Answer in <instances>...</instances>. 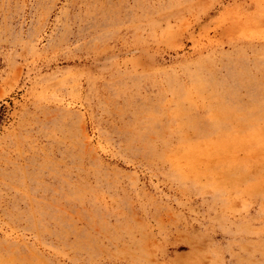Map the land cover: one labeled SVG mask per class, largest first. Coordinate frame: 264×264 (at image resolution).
Listing matches in <instances>:
<instances>
[{"label": "rangeland", "instance_id": "obj_1", "mask_svg": "<svg viewBox=\"0 0 264 264\" xmlns=\"http://www.w3.org/2000/svg\"><path fill=\"white\" fill-rule=\"evenodd\" d=\"M0 264H264V0H0Z\"/></svg>", "mask_w": 264, "mask_h": 264}]
</instances>
